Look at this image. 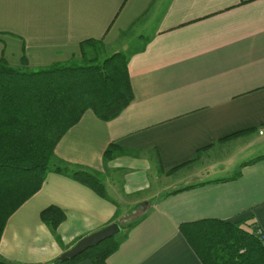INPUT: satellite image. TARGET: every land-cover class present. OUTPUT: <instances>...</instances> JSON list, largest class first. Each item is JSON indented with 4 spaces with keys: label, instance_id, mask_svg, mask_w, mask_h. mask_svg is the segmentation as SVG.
I'll return each mask as SVG.
<instances>
[{
    "label": "crops",
    "instance_id": "0c3cea01",
    "mask_svg": "<svg viewBox=\"0 0 264 264\" xmlns=\"http://www.w3.org/2000/svg\"><path fill=\"white\" fill-rule=\"evenodd\" d=\"M86 39L126 54L133 100L109 121L86 110L55 156L102 176L107 198L48 173L7 220L0 258L43 264L131 215L137 221L116 236L107 264H202L182 223L240 218L264 233V157L241 166L264 155V0H0V58L10 66L68 62ZM246 143L253 151L226 167L224 155ZM110 144L123 154L107 161ZM215 163L219 171L207 170ZM119 168L128 170L123 184L109 174ZM152 172L153 190L128 201L132 189L149 186ZM136 199L144 201L134 213ZM49 205L66 215L59 240L40 219Z\"/></svg>",
    "mask_w": 264,
    "mask_h": 264
},
{
    "label": "trees",
    "instance_id": "16d2710c",
    "mask_svg": "<svg viewBox=\"0 0 264 264\" xmlns=\"http://www.w3.org/2000/svg\"><path fill=\"white\" fill-rule=\"evenodd\" d=\"M79 46L80 55L72 57L71 63L45 67H13L0 58V239L8 218L41 188L50 172L66 175L107 198L102 176L59 164L55 146L86 110L109 121L129 105L133 91L128 58L123 52L101 54V40L86 39ZM117 148L108 145L104 159H112ZM65 217L64 210L55 205L40 211L41 221L56 240ZM179 230L202 264H264V242L246 219H203L182 223ZM116 236L57 264L83 259L107 264L120 244ZM0 264L19 263L0 258Z\"/></svg>",
    "mask_w": 264,
    "mask_h": 264
},
{
    "label": "rangeland",
    "instance_id": "374dc122",
    "mask_svg": "<svg viewBox=\"0 0 264 264\" xmlns=\"http://www.w3.org/2000/svg\"><path fill=\"white\" fill-rule=\"evenodd\" d=\"M86 49H88V50H91L90 49V47H87ZM110 49H108V47H101V49H100V53L101 54H103V55H109V54H111L112 52L111 51H109ZM80 61V59L79 60H77V62H79ZM69 63H71V61H68ZM67 132V131H66ZM65 132V133H66ZM64 133V134H65ZM261 137V136H260ZM257 138H259V137H257ZM250 144H248L247 145V143L246 144H242V145H240L235 151H231V152H227V154H225L224 155V158H226L227 157V165H226V167L227 166H229V167H231V165H232V163H233V161H232V159L233 158H237L238 156H239V153L240 154H244V153H250V152H252L253 151V148L251 147V148H249L250 146H249ZM255 149V148H254ZM115 150H117L116 152H114V156H115V154H117V156L116 157H119L120 155L119 154H123L122 152L123 151H121L119 148H117V149H115ZM219 153H213V155H218ZM103 155H104V153H103ZM230 156V157H229ZM240 156H242V155H240ZM231 157H233V158H231ZM115 158V157H114ZM106 160V159H105ZM219 160V159H218ZM108 161V160H107ZM215 161H217V160H215ZM219 161H221V159L219 160ZM218 162V161H217ZM208 164H210V163H208ZM207 164V165H208ZM216 166H218V164L217 163H215V167H211V166H207V170H214V171H219V169L218 168H220V167H216ZM203 167H204V165H203ZM228 167V168H229ZM109 174L110 175H112L113 176V178H114V180H116L117 182H119V183H121V184H123V182H124V175H125V171H128L127 169H125V168H119V169H113V170H110L109 169ZM127 173V172H126ZM153 172L151 173V175H150V178H151V182H150V184H149V186H147L146 188H144V189H142V190H140V191H136V189H132L133 191H134V195L133 194H130V195H128V197H127V199H128V201L130 200V198L131 197H133V196H139V194H141V195H145V192L148 190V189H150L149 190V192H148V194L151 192V190H153ZM173 177V176H172ZM164 179V180H163ZM161 180H162V182H160L159 183V185H160V187H163V186H165V185H167L168 183H164L163 181H166L165 180V178L164 177H161ZM167 181H169V182H172L173 181V178H170V179H167ZM144 200L143 199H136V200H133L131 203H132V212L133 211H135L134 213H136V212H138V211H140L141 210V208L143 207V205H142V202H143ZM136 218V215H131V216H128L127 218H126V221L125 222H122V221H120V223H121V226H122V228H124V229H122L118 234H117V237L119 238H122V237H125L126 235H127V232H128V230H130L134 225H132L131 227H128V226H126L127 225V223L129 222V221H131L132 222V220L133 219H135ZM9 219V218H8ZM136 220L137 219H135V220H133L134 222L133 223H135L136 222ZM248 228V227H247ZM116 236V235H115Z\"/></svg>",
    "mask_w": 264,
    "mask_h": 264
},
{
    "label": "water",
    "instance_id": "95a60500",
    "mask_svg": "<svg viewBox=\"0 0 264 264\" xmlns=\"http://www.w3.org/2000/svg\"><path fill=\"white\" fill-rule=\"evenodd\" d=\"M121 230V223L113 221L100 229L77 239L69 248L65 249L57 257L49 261V264H57L58 262L70 260L88 248H92L100 242L117 235Z\"/></svg>",
    "mask_w": 264,
    "mask_h": 264
},
{
    "label": "built area",
    "instance_id": "2783aa9c",
    "mask_svg": "<svg viewBox=\"0 0 264 264\" xmlns=\"http://www.w3.org/2000/svg\"><path fill=\"white\" fill-rule=\"evenodd\" d=\"M254 233L264 242V233L260 229H256Z\"/></svg>",
    "mask_w": 264,
    "mask_h": 264
}]
</instances>
